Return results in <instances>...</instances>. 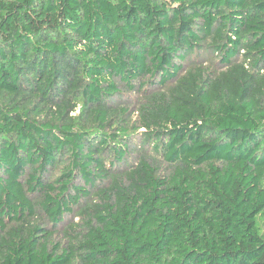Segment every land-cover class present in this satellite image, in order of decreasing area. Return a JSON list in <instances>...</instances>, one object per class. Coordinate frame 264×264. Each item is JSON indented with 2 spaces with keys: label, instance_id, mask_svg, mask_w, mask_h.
<instances>
[{
  "label": "trees",
  "instance_id": "1",
  "mask_svg": "<svg viewBox=\"0 0 264 264\" xmlns=\"http://www.w3.org/2000/svg\"><path fill=\"white\" fill-rule=\"evenodd\" d=\"M0 264H264V0H0Z\"/></svg>",
  "mask_w": 264,
  "mask_h": 264
}]
</instances>
